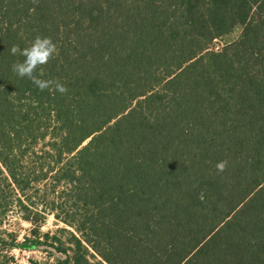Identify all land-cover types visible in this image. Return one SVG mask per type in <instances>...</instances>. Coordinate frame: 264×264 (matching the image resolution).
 Returning <instances> with one entry per match:
<instances>
[{"label": "trees", "instance_id": "16d2710c", "mask_svg": "<svg viewBox=\"0 0 264 264\" xmlns=\"http://www.w3.org/2000/svg\"><path fill=\"white\" fill-rule=\"evenodd\" d=\"M36 37L45 89L9 52ZM12 203L30 227L0 249L44 264H264V0H0V223Z\"/></svg>", "mask_w": 264, "mask_h": 264}, {"label": "rangeland", "instance_id": "374dc122", "mask_svg": "<svg viewBox=\"0 0 264 264\" xmlns=\"http://www.w3.org/2000/svg\"><path fill=\"white\" fill-rule=\"evenodd\" d=\"M241 29L239 27L234 28L229 34L217 39L211 45V48H221L222 46L234 41L240 34ZM18 209L12 203L8 210L5 211V214L2 216V220L0 223V231L3 233L1 237L6 239V234L9 233L16 236L15 244H18L22 241L23 235L27 234V230L29 229V224L23 222L19 218ZM63 227L62 224H58L52 216H47L44 222L41 224L39 228V232H54L58 228ZM6 241H8L6 239ZM7 243V242H6ZM3 247V246H2ZM0 251H7V253L13 257V264H31L33 262L38 264H44L48 258V254L45 252L46 250L38 249L33 251L22 250L16 245L12 246L11 248L4 250L0 249ZM51 261V259L49 260Z\"/></svg>", "mask_w": 264, "mask_h": 264}, {"label": "clouds", "instance_id": "9594fccd", "mask_svg": "<svg viewBox=\"0 0 264 264\" xmlns=\"http://www.w3.org/2000/svg\"><path fill=\"white\" fill-rule=\"evenodd\" d=\"M9 52L13 55L19 53L24 59L21 62L15 63L12 67L18 76L28 77L33 83L40 89H45L51 83L47 80H41L36 76H33V70L40 65H44L50 56L55 52V45L47 37L41 38L36 37L30 46L24 49H18V46L12 45ZM56 91L64 92L65 88L63 85L57 83L55 85ZM223 161L216 164L218 171H222L224 168Z\"/></svg>", "mask_w": 264, "mask_h": 264}, {"label": "built area", "instance_id": "2783aa9c", "mask_svg": "<svg viewBox=\"0 0 264 264\" xmlns=\"http://www.w3.org/2000/svg\"><path fill=\"white\" fill-rule=\"evenodd\" d=\"M214 49H218V47H215Z\"/></svg>", "mask_w": 264, "mask_h": 264}]
</instances>
